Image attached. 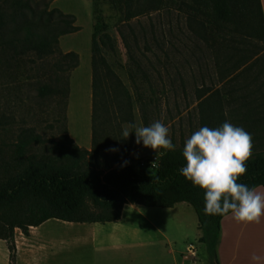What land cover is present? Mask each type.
Segmentation results:
<instances>
[{
  "label": "rangeland",
  "instance_id": "obj_1",
  "mask_svg": "<svg viewBox=\"0 0 264 264\" xmlns=\"http://www.w3.org/2000/svg\"><path fill=\"white\" fill-rule=\"evenodd\" d=\"M37 1L42 7L48 0ZM49 8L75 16L79 29L62 35L59 48L75 51L79 64L63 74L64 92L41 96L35 83L52 82L54 56L43 64L28 59L8 63L0 58V181L30 162L71 163L73 152L82 157L84 167L100 170L131 164L138 171L151 172L163 149L136 144L131 131L133 126L157 120L168 127L175 148L184 146L185 139L201 126L216 127L227 120L251 134L252 152L264 151V40L249 15L238 26L231 25L230 47L220 54L195 37L186 13L168 0L159 9L139 13L128 21L108 3L100 4L98 9L116 48L106 56L123 86L120 95L114 96L108 80L111 84L104 86V93L97 98L104 107L96 122L100 150L98 155H90L83 151L92 148L95 5L93 0H51ZM3 10L14 13L7 5ZM130 54L140 64L133 78L128 69L136 67ZM126 90L132 96V123L115 114L129 112ZM124 128L131 132L127 138L122 136ZM138 207L126 212L133 215L132 225L138 228L137 234L127 235L128 244L93 249L84 239H77L61 250V264H68V260L72 264V258L74 264L94 260L108 264H191L193 259L185 258L190 242L199 250L197 264H209L206 246L197 238L198 217L190 204L184 202L174 212ZM67 253L69 259L64 258Z\"/></svg>",
  "mask_w": 264,
  "mask_h": 264
},
{
  "label": "trees",
  "instance_id": "obj_2",
  "mask_svg": "<svg viewBox=\"0 0 264 264\" xmlns=\"http://www.w3.org/2000/svg\"><path fill=\"white\" fill-rule=\"evenodd\" d=\"M164 1L93 0L95 23L91 45L92 148L85 149L83 153L99 154L96 122L104 107L97 99L98 96L104 93V86L107 84L112 83L114 96L120 95L119 90L123 86L106 56L109 52L115 53L116 48L108 31V24L98 9L99 5L108 3L122 15L124 21H128L139 13L159 9ZM50 2L51 0L45 1L40 7L37 0H0V58L8 63L11 60L17 62L28 59L33 64H43L50 57L55 58L50 64V69L55 73L51 78L52 82L35 83L41 96L64 92L66 88L61 85L63 74L79 64V56L75 51L62 52L59 48L62 35L79 29L75 25L76 18L59 8H49ZM168 2L178 11L186 13L195 37L220 54L228 52L230 47L228 35L231 33V25H236L241 19L247 18V15L264 40L261 0ZM4 5L11 7L14 13H5ZM125 45L130 52V44L126 42ZM130 58L136 67L128 69L129 76L133 78L135 71L140 70V64L132 54ZM125 93L129 112L126 115L121 111L115 114L132 123V96L127 90ZM68 138L74 142L71 137ZM182 150L183 146L175 150L163 149L153 171L146 173L136 170L131 164L106 166L100 170L84 167L80 162L82 157L73 152L71 163L49 165L30 162L17 173L8 175L0 181V238L7 242L10 264H15L16 228L28 233L31 226L39 225L49 218L107 222L120 218L126 203L172 207L180 201L190 203L197 214L199 228L203 233L200 241L206 246L209 264H219L217 247L221 221L226 215L204 214L203 190L193 186L178 171L185 164ZM124 155H128L127 151ZM120 156L116 157L115 162ZM237 182L254 189L258 186L264 187V151L252 152L247 161V171Z\"/></svg>",
  "mask_w": 264,
  "mask_h": 264
},
{
  "label": "clouds",
  "instance_id": "obj_3",
  "mask_svg": "<svg viewBox=\"0 0 264 264\" xmlns=\"http://www.w3.org/2000/svg\"><path fill=\"white\" fill-rule=\"evenodd\" d=\"M133 128L136 144L156 151L175 150L169 129L161 121ZM131 132L124 128L122 136L127 138ZM182 155L185 164L178 171L203 190L205 215L231 213L240 222H259L264 215V194L237 182L252 155L249 132L227 120L216 127L201 126L185 139Z\"/></svg>",
  "mask_w": 264,
  "mask_h": 264
},
{
  "label": "crops",
  "instance_id": "obj_4",
  "mask_svg": "<svg viewBox=\"0 0 264 264\" xmlns=\"http://www.w3.org/2000/svg\"><path fill=\"white\" fill-rule=\"evenodd\" d=\"M261 5L264 16V0H261ZM255 190L264 194L263 186H258ZM184 202L186 201L177 202L172 207L159 208L174 212ZM138 205L124 204L120 218L107 222L65 221L49 218L39 225L31 226L28 233L23 232L21 228H16L15 264H61V250L68 249L77 239H84L93 249L106 250L108 247L128 244L127 235L137 234L138 228L132 225L133 215H127L126 212L128 209L139 208ZM197 228V238L201 242L200 237L203 233L198 221ZM186 248L188 255H185V258L191 257L193 259L191 264H197L200 259L197 256L198 247L190 242ZM217 252L219 264H264V215L259 222H240L231 213L226 215L221 221ZM69 257V253L66 257L64 256L65 259ZM72 261L74 264V258ZM0 264H10L9 248L6 240L2 238H0ZM68 264H70L69 260ZM91 264L108 263L94 260Z\"/></svg>",
  "mask_w": 264,
  "mask_h": 264
}]
</instances>
